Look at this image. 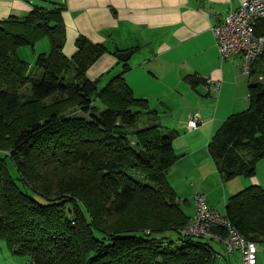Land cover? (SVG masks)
<instances>
[{"label": "trees", "instance_id": "obj_1", "mask_svg": "<svg viewBox=\"0 0 264 264\" xmlns=\"http://www.w3.org/2000/svg\"><path fill=\"white\" fill-rule=\"evenodd\" d=\"M51 3L0 21V238L22 263L213 264L211 242L182 233L193 215L168 179L178 131L156 119L134 128L144 111H157L128 84V62L119 61L122 70L103 87L87 75L104 53L122 49L110 51L80 35L68 57L65 4ZM257 32L264 34V21ZM43 38L51 49L36 54L39 72L32 73L17 50ZM262 73L264 52L249 74V107L229 115L208 143L224 182L254 176L264 159ZM187 79L194 87L202 82L193 74ZM224 216L257 243L258 257L264 188L251 185L231 195Z\"/></svg>", "mask_w": 264, "mask_h": 264}, {"label": "crops", "instance_id": "obj_2", "mask_svg": "<svg viewBox=\"0 0 264 264\" xmlns=\"http://www.w3.org/2000/svg\"><path fill=\"white\" fill-rule=\"evenodd\" d=\"M57 1L65 4L62 17L66 27L64 52L68 57L76 52L80 35L94 43L106 44L110 51L135 50L127 61L130 69L125 78L135 95L147 99L149 108L157 111V115L144 111L140 116L147 115L149 123L156 119L161 124H171L168 120L164 123L161 114L176 115L173 124L166 125L178 131L174 140L178 158L168 179L181 205L188 196L195 200L196 192L203 191L207 196L209 190L202 187L206 179L199 168L208 166L210 138L229 115L249 103V81L238 72L241 57H221L213 26L243 0ZM35 4L41 5L34 0H0V21L10 15H26ZM119 61L117 55L106 52L89 68L87 75L92 80L98 79L100 87L122 70ZM192 74L202 80L195 87L187 79ZM195 116L200 118L199 126L190 129L188 122ZM179 170L183 182L174 179ZM198 174L194 193L186 186L191 187L189 178ZM218 175L224 182L219 172ZM224 198L227 204V193ZM21 260L15 259L14 263L21 264ZM261 261L264 264L263 257ZM257 264H260L259 255Z\"/></svg>", "mask_w": 264, "mask_h": 264}, {"label": "built area", "instance_id": "obj_3", "mask_svg": "<svg viewBox=\"0 0 264 264\" xmlns=\"http://www.w3.org/2000/svg\"><path fill=\"white\" fill-rule=\"evenodd\" d=\"M264 21V0H243L240 6L230 10L222 22L213 26L218 50L223 59L234 55L241 57L243 73L251 74L254 62L264 52V34L257 32L258 23ZM220 88V83L216 84ZM199 116L188 122L190 129L197 128ZM195 213L182 228L183 234L197 237H213L223 241L227 252L238 250L241 253V264H257V243L246 238L219 211L210 207L206 194L195 195ZM215 227L224 228L226 236L215 233ZM22 264H36L28 260Z\"/></svg>", "mask_w": 264, "mask_h": 264}, {"label": "rangeland", "instance_id": "obj_4", "mask_svg": "<svg viewBox=\"0 0 264 264\" xmlns=\"http://www.w3.org/2000/svg\"><path fill=\"white\" fill-rule=\"evenodd\" d=\"M34 1L48 8H51L53 6V4L51 3L52 0H34ZM50 49H51V45H50L49 39L43 38V39L38 40L34 46L33 45L20 46L17 52L20 58L24 59L32 66L31 67L32 73H36L39 70L34 66L36 54L41 53V52H49ZM238 72L239 73L241 72V74L245 76L246 82L251 80L249 75H246L243 73L241 66H240V71ZM262 74L263 75L261 76V79L259 80L264 81L263 79L264 73ZM258 75L259 74L257 73L254 76H252V79H258ZM105 84L101 83L100 87H103ZM214 97L217 98V95H214ZM96 104L101 105L100 101H96ZM248 107H249V103H247L246 105H243L242 108H240L239 112L247 109ZM166 116H167L166 114H161V120L164 123L165 121L168 120V122H170L171 124H163V125L164 126L172 125L173 122L175 121L176 115L174 116L168 115V117ZM148 123H149L148 116L141 115L139 116L134 128H143L149 125ZM208 160H209L208 166H203L202 168H199L200 169L199 172H201L205 176V179H206L204 186L202 187L209 190V193H207V196H206V199L209 205H211L210 203H212L214 207L219 210L220 213L222 214L225 213L226 199L224 198V195L226 193L229 199V197L233 195L234 193H237L238 191H241L242 189L248 186H251V185H259L264 188V159H260L257 161L256 174L254 176H237L225 182L221 181L213 159L210 156H208ZM9 168L13 174H16V169L11 162H10ZM173 176L176 181L179 180L180 182H183L182 171L179 170ZM198 177H199V174L192 176L191 179L189 178L188 183L189 185L191 184V187L186 186V188H189V190L191 189V191L193 190V192L194 191L196 192L197 184H195L194 179H197ZM196 183H197V180H196ZM188 191L186 192L183 191V192L187 193ZM202 192H196V194L202 193ZM196 194H194V197ZM183 198L184 197L181 196V199ZM187 198H188L187 201L182 202V207L189 215H193V212L195 210V200L192 199V197L190 196H188ZM168 234L172 235L173 238L177 237L176 233H168ZM203 238L204 240H208L209 242H211V244L214 246L217 252L213 264H241V256L239 255V252H235L234 254H228L226 251L225 245L224 243H222V241H219L216 239L214 240L212 239V237H203ZM258 255H259L260 264H263L261 261V258L263 257L264 259V245L259 247ZM15 259L21 260L22 258L19 255H14L11 249L8 247L6 241L0 238V264H15L14 263ZM20 262H22V260Z\"/></svg>", "mask_w": 264, "mask_h": 264}, {"label": "water", "instance_id": "obj_5", "mask_svg": "<svg viewBox=\"0 0 264 264\" xmlns=\"http://www.w3.org/2000/svg\"><path fill=\"white\" fill-rule=\"evenodd\" d=\"M134 49L126 50V51H119L117 57L122 62H127L132 54L134 53Z\"/></svg>", "mask_w": 264, "mask_h": 264}]
</instances>
